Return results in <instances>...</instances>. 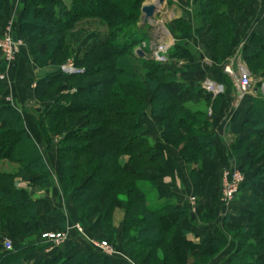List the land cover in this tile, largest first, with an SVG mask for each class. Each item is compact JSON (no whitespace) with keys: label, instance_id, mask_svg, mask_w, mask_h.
<instances>
[{"label":"trees","instance_id":"trees-1","mask_svg":"<svg viewBox=\"0 0 264 264\" xmlns=\"http://www.w3.org/2000/svg\"><path fill=\"white\" fill-rule=\"evenodd\" d=\"M144 1L70 0L66 6L62 0H23L19 32L28 36L34 64L43 67L49 61L58 66L71 57L73 65L83 70L81 75L56 71L39 79L34 99L51 103L34 110L32 120L45 145L51 143L50 135L59 138L60 193L70 197L80 222L96 215L93 228L102 230L112 240L116 234L113 212L124 211L121 247L132 259L140 262V256L147 253L156 260L150 263L145 259L146 264H184L171 239L187 212L172 199H160L156 176L143 172L146 167L159 169L164 157L145 135L142 120L150 108L151 115L158 118L160 143L174 147L185 164L195 165L194 175L200 178L195 193L200 197L204 181L210 176L203 167L204 161L215 153V135L207 108L213 109L225 93L212 99L201 88L205 76L193 65L191 26L182 18L170 23L174 36L168 63L185 60L187 66L166 68L167 63L137 58L145 69L142 76L137 73L132 63L136 59L134 50L149 41L150 31L141 24ZM196 1L197 31L211 35L206 48L212 52L214 63L221 62L224 55L231 53L230 41L236 28L227 11L231 9L238 16L245 0ZM8 2L0 0V22ZM263 55L264 46H258L254 52L245 50L243 61L248 67ZM4 67L0 60V71ZM259 74L264 77V68ZM60 87L66 90L55 94ZM5 89L0 82V95ZM249 104L243 126L257 128L260 134L232 144L228 156L238 165L245 155H254L248 170L256 165L259 168L247 181L246 172L239 165L245 180L235 200L240 198L248 204V223L234 231L240 242L235 241V251L222 264H264V99L254 97ZM121 157H127L126 166L120 164ZM1 163L13 167L7 172L0 170V231L14 245L4 250L0 243V264H24L44 245L37 248L20 241L50 227L49 216L63 215L59 210L49 211L47 206L43 215L37 214L34 194L15 187V178L21 177L29 187L46 188L50 174L38 146L26 132L23 115L9 103H0L3 167ZM198 185L202 189L198 190ZM213 215L214 210L206 211L202 220H212ZM224 233H216L209 246L225 243ZM244 242L248 244L246 248ZM159 248L170 253L172 259ZM208 253L191 264L207 262L214 255ZM35 264L113 262L91 247L78 249L69 239L62 251Z\"/></svg>","mask_w":264,"mask_h":264},{"label":"crops","instance_id":"crops-1","mask_svg":"<svg viewBox=\"0 0 264 264\" xmlns=\"http://www.w3.org/2000/svg\"><path fill=\"white\" fill-rule=\"evenodd\" d=\"M62 1L66 6L70 4V0ZM22 2L23 0H12L10 7L6 11L7 14L11 11L10 18L14 23L13 34L15 37L19 36L17 28L19 13L23 4ZM196 2V0H189L188 3L190 4V7L188 11L173 15L174 17L169 21V23L179 18L185 19L189 22L191 26L189 45L190 48L195 51L193 53V65L195 66V70L199 73H203L205 79L221 83L222 76L225 75L223 73V66L215 65L211 61V55L206 48V43L211 40V36L205 32L197 31L199 24L194 12V5ZM151 4L154 3H149L148 1L145 3V5ZM244 13L245 16L243 18L237 19V29L235 31L234 40L231 44V53L227 57V60H229L230 63L233 59L243 58L245 50L254 52L258 46H264V0H249V4L244 8ZM154 37L155 36L153 34V38ZM168 38H165L164 40H173L172 36H169ZM23 39L25 42L26 38L24 37ZM25 57L28 60L30 57L29 51ZM20 62L21 61L19 60L16 67L11 69V72L7 73L8 84H6V89L0 97V103H9L14 106V102H16L19 103L17 104L18 106L21 103H27L33 100L36 82L47 74L53 73L52 69H45L43 71L32 69L31 71L26 68H20ZM178 62L183 63L186 61L180 60ZM227 90L228 91L224 96V102L221 103L216 111H212L209 115L213 120L211 131L215 135L213 141L215 155L212 159L205 160L203 164L205 171L210 174L211 178L205 192L206 196L199 201L197 207L198 209L193 210V208L190 207L193 190L187 179L185 166L179 159L176 150L168 145L160 143L157 131H153L151 133L145 132V135L153 141L164 157V164L161 168L162 171L156 176L157 193L159 198L172 199L178 207L183 208L187 212L186 215L183 216L177 223L172 238L173 246L179 248L180 250L184 248H192L199 251L207 249L211 238L216 233L238 230L245 227L248 223V216L245 213L248 208V204L240 198L234 200L228 206H223L221 208L216 206V199L218 195V177L223 169L232 165L235 161L234 159H230L228 156L229 143L232 145L236 142H241L260 134L259 130L245 128L243 123L245 121V114L250 105V100L254 97H261L264 99V86L262 85L260 88H252L241 98L238 97V93L234 86ZM23 118L25 128L31 127L32 124L29 123L25 117ZM152 121L153 125H155L158 118L152 117ZM32 139L37 140V138ZM37 141H40L41 146H37L39 150H41V154L51 171L52 183L50 188L51 190H55L57 195L59 194L57 172L54 168L51 157L49 156L50 154H47L44 150L45 145L42 143V138L40 137V140ZM249 158L250 157L246 155V158L238 164L244 168L247 181L251 180L252 175L259 168V165H256L251 170L245 169V166L247 165L246 163L250 160ZM123 165L126 166L127 164ZM153 172L154 171H152V173ZM151 177H153V175ZM23 182L25 185L26 181L24 180ZM242 194H246V192L243 191ZM36 195L38 198H34V200L37 201V214L43 215L45 212V206L49 208V211L54 209L55 206L51 199V193L39 192L34 194V196ZM213 198L216 200L215 202ZM56 209L63 212L60 204ZM212 210H214L213 219L203 221L201 219L202 211L205 214L206 211L210 212ZM34 239H36L37 242H33V244L30 243V246L39 247L40 245H45V243L39 239V236L34 237ZM71 239V242H73L77 248H79L80 244H83L81 240L76 237V235L72 236ZM231 244L232 248H234L235 243L231 242ZM83 246H85V244Z\"/></svg>","mask_w":264,"mask_h":264},{"label":"rangeland","instance_id":"rangeland-1","mask_svg":"<svg viewBox=\"0 0 264 264\" xmlns=\"http://www.w3.org/2000/svg\"><path fill=\"white\" fill-rule=\"evenodd\" d=\"M147 1L149 3H154V5H155V0H145L142 6H144ZM186 1H187V3H186ZM11 2H12V0H9L8 4L3 9V15L1 16V22H0V37H2L5 33H7L8 30H11L12 33L14 31V23H13V20H11V18H10L11 11L8 14L6 13L7 9L11 5ZM188 2H189V0H165L164 3L160 7H159V5H157L159 7L158 8L159 12L154 16V18L151 19V21H148L147 23H144L141 20V24H144V25L148 26L149 29H150V31L148 33V40L149 41L147 43H142L141 44V46L144 45V48L141 49L144 53L147 54L148 50L150 49V47L152 45L157 44L158 42L164 40L165 38L167 39L169 36L173 35L172 29L170 27V23L172 21L170 23H169V21L174 17L173 15H177V14H179L181 12L184 13V11L187 12L189 7H190V4ZM248 4H249V0H245L243 5H242L243 12L238 14V16L231 9H229L227 11V14L230 15L231 17H233L235 22H236V28L234 30V33H235L236 29H237V19L243 18L245 16L244 8ZM185 14H187V13H185ZM20 18H21V11L19 13V22H20ZM19 22H18L17 33H18V35L20 37L19 36L15 37V39H17L19 41L18 42L19 44H18V47H17L18 54L16 55L15 60H14V62L12 64H10V65L4 64L5 67L2 68V71H0V76L3 75L5 77L4 80L0 81V82H2V83L5 82L4 83L5 86H6V84H8V80H7V76L8 75H7V73L11 72V69L16 67V65L18 64L19 60L21 61L19 63L20 64V68H26L27 70L29 69L31 71H32V69L33 70L37 69V70H42V71L45 70V69H52L53 73L56 72V71L61 72L62 66H64L67 62H72L71 57H69L64 64H61V65H58V66L51 65L49 61L43 67H38L37 65H35L34 62H33L32 57H31V50H30L28 36L27 35H23V34H21L19 32ZM167 32H169L170 35ZM153 34L155 36L154 38H153ZM24 37L26 38L25 42H24V39H23ZM172 39H173V37H172ZM233 40H234V36H233V39L230 41L231 42L230 44H232ZM141 46L136 47L134 52L136 50H138L139 48H141ZM191 50H192L193 53L195 52L193 49H191ZM28 51L30 53V57L27 60L25 55L28 53ZM208 51H209V53H210V55L212 57V52L210 50H208ZM224 56H226V55H224ZM224 56L222 57L223 59L220 60L221 62L214 63L212 61V58H211V61L215 65H218V66L222 65L223 68L225 66L231 65L234 70L236 69L237 63L244 65L245 68L247 69V71L248 72L250 71L249 74H250L251 86H250L249 91L252 88H260L262 85L264 86V77H262V75L259 74L260 71L264 68V55L261 56V58H259L258 61L250 64L248 67L244 63L243 58L233 59V61L230 63L229 60H227V57H224ZM137 58L138 57H136L135 60H132V63H133V66H134L135 70L137 71V73L140 76H142L145 73V69H143L140 66V64L137 62ZM1 59L2 58L0 57V60ZM187 64H188V62L181 63V62H178V61H173L171 63H167L165 65V67L166 68H171V67L175 66V68H177V67L187 66ZM75 68H77V67H75ZM77 69H82V68H77ZM28 75H29V73H28ZM76 75H81V74H76ZM221 83L224 86V89H225L224 93L226 94L227 91H228L227 89H230V87L233 86V78L229 77L227 75H224V76H222V82ZM65 90H66V88L60 87V88H58L55 91V94L58 95V94L64 92ZM0 97H1V95H0ZM209 98H211V97H209ZM223 100H224V97H223V99H221V101L218 104H216L214 106L213 109L207 108V114H208V118H209V125L211 127H212V124H213V122H212L213 120L210 118L211 116H209V115H210V113H212V111L214 112V111L217 110V108L221 105V103L224 102ZM49 103H51V102L45 101V100L44 101H38V100L36 101V99H34V96H33V100H31V101H29L27 103H21L18 106H17V104H19V103L14 102V107L19 109L21 114L24 115L23 117H25L26 120L29 121V123L32 124L31 127L26 128V132H27L28 136H30L32 138H37V140H40L41 136L39 135L38 130L36 129V127L33 124L32 114H34L33 113L34 110L44 109L45 106L47 104H49ZM152 117H154V116L151 115V109L148 108L146 113H145V115H144V117H143V120H142L143 124L145 126V132L151 133L153 131H157V134H158V132H159L158 124L156 122V124L153 125ZM212 118H213V116H212ZM83 120H84V118L80 119L78 124L83 122ZM208 128H209V126H208ZM251 129L257 130V128H254V127H251ZM33 132H34V134H33ZM37 140L35 139L34 142L36 143V145H38L40 147L41 146L40 145V141H37ZM50 141H51V143L49 144V146L45 145L44 142H42V143H44V145H45V147H44L45 148L44 149L45 152H47V154H50L49 156L51 157L52 163L54 164V168H55V170L57 172V184H58L59 194L56 195L55 190H51V188H50L52 182H51V171H50L49 167H48L49 174H50L49 175V184H48V187H46V188H34V187H29L27 184L24 185L23 184L24 183L23 182L24 179H22L21 177L15 178L14 184H15L16 188L24 189L29 195H32V194H35V193H39V192H49V193H51V199L54 202V206H55V207L53 206L54 207L53 210H58L56 208L60 204V207H62V211H63L62 212L63 217L56 218L55 216L54 217L53 216H49L48 223L50 224V227L43 228L39 232L29 235L28 238H26V239H24V240H22L20 242H23L26 245H30V243H32V244H33V242L36 243L37 240L34 239V237L39 236L42 233H45V232H49V233H53V232L54 233H56V232H60L61 233V232H64L66 234V237L68 238L67 241L69 240V238L71 239V237L75 236V235H76V237H78V239L81 240V242L83 244L82 245L80 244V246L78 248L80 250H88L90 248V244H89L88 240L92 241L93 243H98V242H102V241L106 242L111 247V248H109V254L111 256H106V257L111 258L113 264H120L121 262H123L125 264H140V262L142 264H146V260L147 259H148V261L150 263L151 262H155L154 261L155 258H151V257L149 258V256H147V253H145L144 255L140 256V259H139L140 262H137L136 260L132 259L130 257V255L128 253H126L125 250L121 247L122 246V242H123L122 230L124 228V223H125L124 211L115 210L113 212L112 223H113V227L116 230V234H115V236H114V238L112 240H109L106 237V234L102 230L97 229V228H93V225L96 222V218H97L96 215H93L92 218L86 220L85 222H80L79 221V219H78V217L76 215L75 207H74L70 197L69 196L67 197V196L63 195L62 193H60V187H59L60 166H59V160H58V156H57V143L59 141V138H57L56 136L50 135ZM168 146H170V145H168ZM170 147H172V146H170ZM172 148H174V147H172ZM232 149H233V146L229 143V146H228L229 153L232 152ZM234 150L236 152V148ZM40 152H41V150H40ZM176 152L178 154L177 150H176ZM214 155H215V153H214ZM248 156L250 157L249 158L250 160H249L248 163H246L247 165L245 166L246 167L245 169H247V170H248V168L251 167V165H252L251 163L254 160V155H251V154L249 155L248 154ZM178 157L183 162V160L181 159L179 154H178ZM244 158H246V155H245ZM119 162L123 166V164H127L128 163V159H127V157H121L119 159ZM1 164H3L2 165L3 167H0V170L5 171V172H7L8 170H10L11 167H13V166L9 165L8 163H1ZM163 164H164V161H163ZM163 164H162V166L159 167V169H154L152 167H146L143 170V172L146 175H148V176L150 175L149 177H151L152 175L153 176H157L162 171L161 168L163 167ZM183 164H184L185 169H186L187 179H188V181H189V183H190V185L192 187V190H193V197L190 200V207L193 208V210L194 209H198L197 207H198L199 201L203 197L206 196L205 192H206V190L208 188V184H209V180H210L211 176H209V178L204 181L206 185H205L204 189L201 190L202 195L199 197L195 193L196 190H197L195 188V184L200 181V178L197 177L196 175H194L195 174L194 173L195 165H187L184 162H183ZM238 166L239 165H237V163L234 161L232 165H230L227 168L223 169L221 171V173L219 174L218 186H217L218 195H217V199H216L217 201L214 200V198H213L214 202L216 201V204H217L216 206L218 208H221L223 206H228L229 204H231L235 200L234 199L230 203H225L224 202L225 201V197L227 196V191H226V189L224 187V181H225V179L228 178V175H226V173L230 174L229 176H231V171H233L235 168L239 169ZM152 171H154V172L152 173ZM239 172H240L241 175H243V178H245V174L240 169H239ZM198 186H201V188H199L198 190L202 189V185H198ZM238 193H239V191H238ZM238 193H237V195H238ZM203 216H204V212L202 211L201 219H202ZM234 231H236V230H234ZM234 231H225L224 234H225V237H226L227 241L225 243H223V244H220L219 247H217L218 246L217 245L218 242H217V244L214 243L211 246H209L207 249L200 250V251L196 250V249H192V248H184L185 250L184 249L180 250L179 248H177L178 255H179V257H181L184 260V264H191V263H193L195 261L197 262L199 260V258H201L202 256L209 254L208 252H211V253L214 252L213 253L214 255H213L212 258L208 259V261L205 262V263L200 262V264H217V263H221L222 264L236 249L235 246H234V248H232V244H231V242L235 243V241L238 242V240H239L238 236H237L238 240L235 239L237 234ZM172 238H173V236H172ZM3 239H8L11 242L12 246L14 245V241L11 240L10 238H8V235H6V233H4L3 231H0V243L1 244L3 242ZM171 242H172V239H171ZM239 242H240V240H239ZM64 244H62L61 246L56 247L55 244H53V243H45V245L43 246V248L41 250H39V251L36 250L35 251L33 259L30 260V261L25 262L24 264H35L39 260H42V259L46 260V259L52 258L57 252H60V251L63 250ZM84 244H85V246L87 248L85 246H83ZM243 244H245L244 248H246L248 246L247 242L246 243L244 242ZM37 248H39V247H37ZM219 248H222V249L219 250ZM92 249H94V248H92ZM159 249L161 251H163V253H165V256L167 255L169 258L172 259L170 253L167 254L164 248H159ZM171 263H172V261H171ZM157 264H161V262H159Z\"/></svg>","mask_w":264,"mask_h":264},{"label":"built area","instance_id":"built-area-1","mask_svg":"<svg viewBox=\"0 0 264 264\" xmlns=\"http://www.w3.org/2000/svg\"><path fill=\"white\" fill-rule=\"evenodd\" d=\"M13 35L12 31L8 30L7 33L0 37V57L2 58L1 61L6 65L12 64L18 54L17 47L19 41L14 39ZM172 46L173 40H162L157 44L152 45L147 54L141 50L144 48V45L138 50H141L147 59L153 60L159 64H166L168 63V52ZM61 72L66 75H76L82 74L83 70L75 68L72 62H67L64 66H62ZM223 73L233 78V86L236 89L239 98L249 91L251 86L250 74L244 65L237 63L235 70L231 65L225 66L223 68ZM4 78L5 77L1 75L0 81H3ZM201 88L204 90L206 95L211 98H215L225 92L222 83L215 82L210 79H204L201 82ZM226 175H228V178L224 181V187L227 191V196L225 197L224 202L230 203L235 199L241 184L244 183L245 178H243V175L240 174L239 169L237 168L231 171V176H229L230 174L228 173H226ZM39 239L44 243H53L56 247H58L64 244L68 238L64 232H45L39 235ZM88 242L90 247L94 248V250L104 256H111L109 254V248L111 247L106 242L102 241L93 243L89 240ZM2 246L5 250H10L12 248V244L8 239H3Z\"/></svg>","mask_w":264,"mask_h":264},{"label":"water","instance_id":"water-1","mask_svg":"<svg viewBox=\"0 0 264 264\" xmlns=\"http://www.w3.org/2000/svg\"><path fill=\"white\" fill-rule=\"evenodd\" d=\"M165 0H158V3L156 5H144L141 8V20L144 23H147L148 21H151L152 18L159 12L158 8L164 3ZM159 5V7L157 6ZM13 38L15 39V36L13 35ZM135 56L138 58H145V54L141 50L135 51ZM35 199L38 198L36 195L34 197Z\"/></svg>","mask_w":264,"mask_h":264},{"label":"bare ground","instance_id":"bare-ground-1","mask_svg":"<svg viewBox=\"0 0 264 264\" xmlns=\"http://www.w3.org/2000/svg\"><path fill=\"white\" fill-rule=\"evenodd\" d=\"M158 3V0H155V5Z\"/></svg>","mask_w":264,"mask_h":264}]
</instances>
